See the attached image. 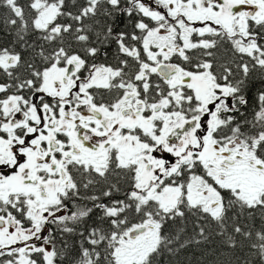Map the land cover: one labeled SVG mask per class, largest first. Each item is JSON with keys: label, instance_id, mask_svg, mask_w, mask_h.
Here are the masks:
<instances>
[{"label": "snow or ice", "instance_id": "snow-or-ice-1", "mask_svg": "<svg viewBox=\"0 0 264 264\" xmlns=\"http://www.w3.org/2000/svg\"><path fill=\"white\" fill-rule=\"evenodd\" d=\"M0 264H264V0H0Z\"/></svg>", "mask_w": 264, "mask_h": 264}]
</instances>
